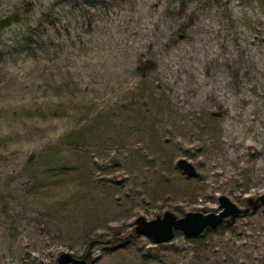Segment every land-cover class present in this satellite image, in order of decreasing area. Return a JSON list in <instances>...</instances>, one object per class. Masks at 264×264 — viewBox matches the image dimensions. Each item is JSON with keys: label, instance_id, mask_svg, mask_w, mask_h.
<instances>
[{"label": "rangeland", "instance_id": "rangeland-1", "mask_svg": "<svg viewBox=\"0 0 264 264\" xmlns=\"http://www.w3.org/2000/svg\"><path fill=\"white\" fill-rule=\"evenodd\" d=\"M171 1L0 0L23 6L0 29V264H264V204L160 246L129 233L264 193V0Z\"/></svg>", "mask_w": 264, "mask_h": 264}, {"label": "water", "instance_id": "water-1", "mask_svg": "<svg viewBox=\"0 0 264 264\" xmlns=\"http://www.w3.org/2000/svg\"><path fill=\"white\" fill-rule=\"evenodd\" d=\"M176 166L179 167L188 177L197 176V170L187 159L181 157L177 160ZM219 209L217 212L188 211L183 216H177L175 212L164 210L161 215L147 219L139 215L135 219L134 232L147 236L154 244L169 242L178 231L187 237H196L207 229L217 228L225 219H235L242 213L251 209H257L259 204H264V193L246 200L247 206L239 207L234 201L225 195H219ZM55 264H90L86 256L77 257L68 251H62Z\"/></svg>", "mask_w": 264, "mask_h": 264}, {"label": "trees", "instance_id": "trees-1", "mask_svg": "<svg viewBox=\"0 0 264 264\" xmlns=\"http://www.w3.org/2000/svg\"><path fill=\"white\" fill-rule=\"evenodd\" d=\"M171 2H172L173 6H174V4L178 5V6L180 5L181 13L185 12V8H184L185 0H172ZM171 2H169V3H171ZM92 4H94V3H92ZM22 8H23V6L17 5V6H13V7L9 8V9H6L0 17V29L6 28L8 26H11V25H14V24L21 22V20L23 18L22 15L20 14V12L22 11ZM41 24H42V21L40 20L36 26L29 25L26 29V34L24 36L27 39L24 38V40L29 41V39L35 38V37H33V35L35 34L33 32V30L35 29V30L39 31L41 28V26H40ZM70 26L71 25L69 23H65L62 27L64 29L68 30ZM40 32H42V31H40ZM56 32L58 35L61 34V31L59 29ZM36 37L37 38H35V41H34L35 43H39V41L40 42L42 41L45 43V40L43 37H41V34L40 35L36 34ZM58 47H62V46L59 44ZM55 51H57V50H55ZM154 62H155V59H153V60L147 59L145 62L141 61V59H140L137 62L138 65L136 67L141 69V67L143 68L144 65H146V64H152L153 65ZM129 233L136 235V233L134 232V229ZM192 238H194V237H192ZM160 245L161 244H156V246H160Z\"/></svg>", "mask_w": 264, "mask_h": 264}]
</instances>
